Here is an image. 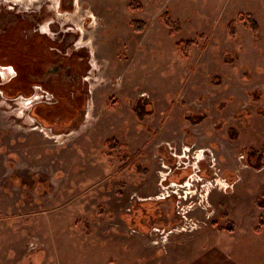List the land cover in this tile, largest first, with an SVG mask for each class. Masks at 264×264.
Instances as JSON below:
<instances>
[{"label": "rangeland", "instance_id": "obj_1", "mask_svg": "<svg viewBox=\"0 0 264 264\" xmlns=\"http://www.w3.org/2000/svg\"><path fill=\"white\" fill-rule=\"evenodd\" d=\"M77 1L55 38L81 29L57 48L85 105L68 73L31 121V80L0 84V264H264V0Z\"/></svg>", "mask_w": 264, "mask_h": 264}, {"label": "flooded vegetation", "instance_id": "obj_2", "mask_svg": "<svg viewBox=\"0 0 264 264\" xmlns=\"http://www.w3.org/2000/svg\"><path fill=\"white\" fill-rule=\"evenodd\" d=\"M10 2H12L13 4H10ZM74 4L75 3L73 2V0H71L70 8H73ZM28 6H26V3L24 2L21 3L14 2L12 0H0V10L2 12L12 13L15 17L18 18V24L15 27V31L18 30L17 26H19L21 22L20 36L25 41V43H22V45L18 44L19 41H15L13 47L7 49V53L3 57L0 54V64L5 65L8 72V74L6 75L8 79L5 84L15 85L19 86V88H23L24 85L18 82V80L24 77L31 80L27 89L29 92L19 91L13 94L10 99L13 103H15L16 100H31L30 102H32L33 96H40L41 93L51 91L54 92V96H56L57 100H54V102H52L50 105L57 104L61 102L60 99L63 95L61 94L62 90L65 93V91L69 89L67 87L64 88L65 84L62 83V79L60 77L69 73V75H72V78L75 82V79L80 81V83H78L79 85L75 83L71 84V88H76L77 86H79L78 91L79 94L84 97L83 103L85 105L86 96L85 92H83L81 83L84 80L85 74H87L90 69V64H87L84 70H81L79 68L78 70H80V72H78V70L75 71L69 63L71 62L72 57L76 56L78 50H74L69 55L67 53L60 54L61 50L57 48V46L63 45L65 48L68 46H72L73 49H76V43L79 38V32H77L78 30L76 31L74 30V26H70L75 31V33L72 34L75 38L71 39L69 45H65L64 39L62 37H58V39L55 38L56 34L59 31L67 32V30L63 28L64 26L68 28V26H66L67 22L61 20L58 12L48 9L49 11H52V14L47 13L46 7H49L46 6V3L43 0H37V4L32 3L30 5V8ZM70 8L64 7V9ZM30 31L32 32V34H30ZM5 32L8 31L5 28H0V38L4 36ZM32 36L48 38L49 41L45 42L41 38L39 39L37 37V44L34 45L33 41L35 38H33ZM67 63L69 64L70 68L69 72H67V68H65ZM35 65H37V68L34 67ZM17 66L19 67V69H17ZM11 70H14L15 72L11 74ZM0 84L3 83L0 82ZM61 87H63V89H61ZM1 89L2 88L0 87V90ZM74 94L75 93H72L69 90L68 95L70 96V98H72ZM66 99L68 101L69 97H67ZM43 103L46 104V102L44 101ZM35 107L36 104L33 103L29 108L31 111H29V114L31 115H28V117L33 120H37V118L33 115V110ZM69 108L74 109V107ZM30 119L28 121H30ZM25 123L29 122L25 121Z\"/></svg>", "mask_w": 264, "mask_h": 264}, {"label": "trees", "instance_id": "obj_3", "mask_svg": "<svg viewBox=\"0 0 264 264\" xmlns=\"http://www.w3.org/2000/svg\"><path fill=\"white\" fill-rule=\"evenodd\" d=\"M131 7L133 9H140L141 8V6L139 5V1L138 0H133V3H131ZM242 16H244L247 19L248 24L251 26V28L253 30H255V31L258 30V23L255 21V19L253 18V15L250 12L246 13V14H242ZM166 21H167L168 25H170V26L173 25V22L168 18V16H166ZM133 26H134L135 30L142 31L145 28V22L141 21V20H136V21L133 22ZM230 27L232 29V32H236L235 21L231 22ZM193 43H194V40L187 41L186 44H184V46H182V47H184L183 48L184 49L183 52L184 53H188V50L192 47ZM112 140L117 141L115 139H112ZM114 143H117V142H114ZM259 152L260 151L257 150L254 153H259Z\"/></svg>", "mask_w": 264, "mask_h": 264}, {"label": "bare ground", "instance_id": "obj_4", "mask_svg": "<svg viewBox=\"0 0 264 264\" xmlns=\"http://www.w3.org/2000/svg\"><path fill=\"white\" fill-rule=\"evenodd\" d=\"M50 1H53V0H50ZM56 2V0H54V2H53V5H54V3ZM93 15H94V13H93ZM96 15H94V17H95ZM79 43H82V41H79ZM86 43V42H85ZM88 44H90V43H88ZM91 47L92 48H94L92 45H91ZM93 65H97V63L95 62V63H93ZM89 79V78H88ZM202 152V151H201ZM200 155V154H199ZM186 157H188V156H186V155H183L182 156V158H186ZM221 180V179H220ZM219 180V181H220ZM220 183H221V181H220Z\"/></svg>", "mask_w": 264, "mask_h": 264}, {"label": "crops", "instance_id": "obj_5", "mask_svg": "<svg viewBox=\"0 0 264 264\" xmlns=\"http://www.w3.org/2000/svg\"><path fill=\"white\" fill-rule=\"evenodd\" d=\"M66 8V7H65ZM171 138H173V137H171ZM168 139H170V138H168Z\"/></svg>", "mask_w": 264, "mask_h": 264}, {"label": "built area", "instance_id": "obj_6", "mask_svg": "<svg viewBox=\"0 0 264 264\" xmlns=\"http://www.w3.org/2000/svg\"><path fill=\"white\" fill-rule=\"evenodd\" d=\"M1 71V70H0ZM50 98H52V97H50Z\"/></svg>", "mask_w": 264, "mask_h": 264}, {"label": "water", "instance_id": "obj_7", "mask_svg": "<svg viewBox=\"0 0 264 264\" xmlns=\"http://www.w3.org/2000/svg\"><path fill=\"white\" fill-rule=\"evenodd\" d=\"M74 2V1H73Z\"/></svg>", "mask_w": 264, "mask_h": 264}]
</instances>
